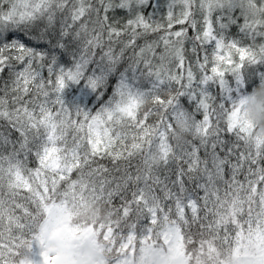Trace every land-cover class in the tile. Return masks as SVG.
<instances>
[{"label":"snow or ice","instance_id":"1","mask_svg":"<svg viewBox=\"0 0 264 264\" xmlns=\"http://www.w3.org/2000/svg\"><path fill=\"white\" fill-rule=\"evenodd\" d=\"M98 2L103 16L93 0H0V77L8 72L0 88V120L8 128L0 132V264H264V137L254 135L241 111L251 83L245 69L264 63V43H255L264 39V0H171L166 27L137 13L122 30L108 23V12L149 0ZM236 10L251 45L226 42L223 23L214 31V12L227 13L235 24ZM186 22L197 29L194 42L214 43L211 57L206 52L196 61L199 78L186 66L187 30L171 31ZM40 23L45 34L58 33L60 49L80 45L71 66L18 39L7 41ZM160 30L165 34L158 40L135 50L138 38ZM125 34L129 39L117 53L113 38ZM128 49L131 63L109 85ZM252 75L264 80L262 72ZM81 81L100 97L112 88L95 114L63 98L69 82ZM185 115L197 142L174 147V122ZM30 156L35 168L27 166ZM98 157L110 158L114 168ZM120 161L123 169L116 167ZM85 194L110 206L104 220L73 214ZM34 243L40 261L32 258Z\"/></svg>","mask_w":264,"mask_h":264},{"label":"trees","instance_id":"2","mask_svg":"<svg viewBox=\"0 0 264 264\" xmlns=\"http://www.w3.org/2000/svg\"><path fill=\"white\" fill-rule=\"evenodd\" d=\"M107 2V0H106ZM121 2V0H112V3L114 5H118ZM171 2V0H149V3L147 5H133V8L131 11L128 9L123 8H114L113 10H110L108 12V15L110 17V20L108 23L113 24L118 29H123L126 25L127 21L129 19H133L137 13H142L146 18L151 16L152 21L155 22V24H161L165 27L167 26V11H168V5ZM93 3L97 5V7L101 8V16H103V8L99 5L98 0H93ZM180 7L176 6L174 8V12L178 15L180 12ZM134 13V14H132ZM223 16L222 20H218L219 17ZM233 18L236 19L235 24L229 23L228 20V14L227 13H221L219 11L214 12L212 16L213 21V27L214 31L216 33H220V23H223L227 25V27L223 30V35L226 38V42L231 40L239 41V46H248L253 43V41L245 37L243 33L240 32V27L243 24V17L240 14L239 10H236L234 13H232ZM194 19L198 22V29L202 28L203 25V16L200 13L198 7L196 8V11L194 13ZM58 27V26H57ZM185 28L187 30V38L184 42V55L186 58V66L191 65L193 67V71L197 74V77L199 78V72L196 69V61L199 58L201 61L203 60V57L205 53L211 57V54L213 52L214 43L210 44L206 47L200 46L198 41L193 40V37L197 34V29H193L187 22L184 25L179 24H173V27L171 31H179L181 28ZM139 30V29H138ZM130 31V29H129ZM142 31V30H140ZM165 33L163 30H160L155 33H149L146 36H143L141 38H138L136 40L137 48L136 51H139V47L144 46L146 43H150L153 41H156L159 39L160 36H163ZM13 39H18L25 44H27L30 47L36 48L37 50H43L47 51L49 53L54 54L61 65L71 66V61L73 59V53L78 57L80 55L79 47L80 45L77 44H70L69 48L67 50L60 49L58 47V43H62L64 41L60 40L58 33L56 31L49 30V34H45V28L44 24L40 23L37 28L30 32H23V31H16L12 35L7 36V41H11ZM129 39V36L127 34L121 36L120 38L114 37L112 47L113 49L118 53L120 48L123 47L124 43ZM105 40H107V35L105 32ZM256 44L264 43V39L257 38L255 41ZM194 44L197 47V51L194 53L192 51ZM163 51V44L161 43L160 46L157 48V52ZM132 55V49H128L125 53V56L121 63L118 65L117 73L109 77V85H114L116 83V80L118 79L119 72L124 71L125 68L128 67L129 63L131 61L129 60V57ZM97 59L99 58V53H97ZM234 60H239L238 54H234L233 56ZM50 62V58L45 61V63ZM154 63H158V61H153ZM142 67V65H141ZM173 71H181V69H177L175 67V64L172 66ZM208 68L210 70L211 64L208 65ZM262 72L264 73V63L250 66L248 69H245V72L248 73V76L251 80V83H246L244 91L246 93H249L253 90V88L259 83V79L257 77H253L254 72ZM43 75L47 78V71L46 68L43 70ZM129 75H131V72H129ZM227 79L230 81L233 79L231 77V74H227ZM8 79V72L5 71L3 73L2 77H0V88L3 87L4 81ZM10 83V81H9ZM142 86L147 87L146 82H142ZM213 94H218V88L216 85H212V88L210 89ZM104 92L103 96H98L93 90H91L84 81H81L80 83H71L66 86L63 92V98L65 99V102L70 106H80L87 108L92 112V114H95L100 110V108L107 102V100L112 95V88L109 87L106 91L102 90ZM2 95V93H0ZM166 96V93L162 94ZM55 99V97H52ZM180 102L188 108L190 111H194V105H191L186 97H181ZM151 107V105H148ZM76 117H73L75 119ZM196 119L200 120L202 119V113L196 114ZM156 120V116L154 115L151 117L148 121V123H154ZM214 122V121H213ZM8 128L6 123L3 120H0V132H3L7 134ZM18 136L17 133H13L12 138L15 139ZM225 138H232L230 134H227ZM69 139H71V136H69ZM186 140H193V142H197L192 134H189L186 138ZM170 143L173 144L175 147V141H170ZM98 163L104 165L106 168L112 170L114 168V163L110 158L108 157H98L97 158ZM135 163V161H133ZM27 166L29 168H35L37 166V161L34 156H30L27 162ZM94 167L96 165H93ZM125 166L124 161H120L118 164H116V167H119L120 169H123ZM186 167V166H185ZM116 173L113 172V175ZM75 178V176L73 177ZM111 178V177H109ZM238 179L243 180V175L241 174ZM200 195H203V193H200ZM130 198V194H129ZM121 201L119 198L114 200V204L116 206H119ZM74 215H78L81 219H97L104 220L109 212H110V206L103 200L94 199L91 194H85V197L83 201H78L76 204V207L72 209ZM20 214V213H17ZM34 260H40L42 259L41 256H39L40 248L37 244L34 243L33 245Z\"/></svg>","mask_w":264,"mask_h":264},{"label":"clouds","instance_id":"3","mask_svg":"<svg viewBox=\"0 0 264 264\" xmlns=\"http://www.w3.org/2000/svg\"><path fill=\"white\" fill-rule=\"evenodd\" d=\"M145 104L151 105L152 98L145 97ZM241 111L243 118L253 126L254 135L264 137V80L246 94ZM192 129L193 122L190 118L186 115L177 117L172 133L173 141L182 143L192 133Z\"/></svg>","mask_w":264,"mask_h":264},{"label":"rangeland","instance_id":"4","mask_svg":"<svg viewBox=\"0 0 264 264\" xmlns=\"http://www.w3.org/2000/svg\"><path fill=\"white\" fill-rule=\"evenodd\" d=\"M134 6H135V4H134ZM132 14H134V13H132ZM40 260H42V259H40ZM40 260H38V261H40Z\"/></svg>","mask_w":264,"mask_h":264}]
</instances>
